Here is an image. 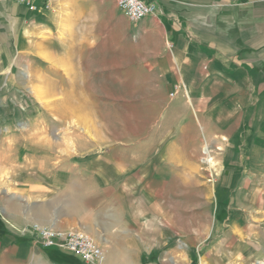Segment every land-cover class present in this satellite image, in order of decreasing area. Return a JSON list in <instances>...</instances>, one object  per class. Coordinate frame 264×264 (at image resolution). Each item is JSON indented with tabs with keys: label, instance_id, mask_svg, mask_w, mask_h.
Masks as SVG:
<instances>
[{
	"label": "rangeland",
	"instance_id": "1",
	"mask_svg": "<svg viewBox=\"0 0 264 264\" xmlns=\"http://www.w3.org/2000/svg\"><path fill=\"white\" fill-rule=\"evenodd\" d=\"M138 30L112 0H52L18 40L0 25V264H31V203L65 183L61 209L100 206L112 236L148 243L142 264H264V104L254 134L227 146L178 134L146 84ZM106 169L122 177L98 183Z\"/></svg>",
	"mask_w": 264,
	"mask_h": 264
},
{
	"label": "crops",
	"instance_id": "2",
	"mask_svg": "<svg viewBox=\"0 0 264 264\" xmlns=\"http://www.w3.org/2000/svg\"><path fill=\"white\" fill-rule=\"evenodd\" d=\"M143 1L153 2L157 12L137 24L129 22L139 28L135 32L138 59L146 66V79L150 81L146 82L147 86L159 89L162 95L165 116L177 119L178 134L185 135L193 128L196 134L219 135L225 144L234 136L254 134L259 128L256 120L260 117L261 103L264 104V0ZM34 5L37 11L32 12L29 5L20 0H0V25L8 32V38L18 40L22 31L31 27V20L41 13L43 3L36 0ZM121 15L126 19L123 13ZM131 44L130 40L128 45ZM175 86L184 90L178 97L170 98ZM240 145L244 144L237 147ZM166 150L168 154L175 152L172 148ZM233 161L229 160L230 165H235ZM104 163L111 165L109 161ZM106 172L107 169L101 170L94 176L98 183L107 184L122 177L106 175ZM147 175L137 178V182L154 181L149 179L154 175ZM67 188V183L61 184L54 194H44L42 203H31V226L37 224L90 235L109 249L102 264H142L143 259L154 256L152 250L138 249L148 245L146 241L117 239L100 225V206L93 211L95 215L90 211L81 214L74 208L62 210L59 200H68L67 194L64 195ZM9 207L12 215L15 208ZM0 221L4 227L3 219ZM31 240V255L27 257L31 264L74 263L63 252L43 248L32 234ZM117 248H121L120 251ZM125 251L131 254L130 259ZM1 263L4 264V260Z\"/></svg>",
	"mask_w": 264,
	"mask_h": 264
},
{
	"label": "built area",
	"instance_id": "3",
	"mask_svg": "<svg viewBox=\"0 0 264 264\" xmlns=\"http://www.w3.org/2000/svg\"><path fill=\"white\" fill-rule=\"evenodd\" d=\"M36 0H20L29 5V10L37 11L34 5ZM42 10H48L52 0H41ZM117 10L126 17L128 22L137 24L147 17L155 15L157 7L153 2L143 0H112ZM40 9V10H41ZM184 88L175 86L170 98L177 96ZM184 97L185 94H183ZM31 234L34 235L46 249H55L67 255L78 258L86 264H102L106 250L103 246L95 243L87 235L74 230H57L53 227H42L37 224L31 226Z\"/></svg>",
	"mask_w": 264,
	"mask_h": 264
},
{
	"label": "bare ground",
	"instance_id": "4",
	"mask_svg": "<svg viewBox=\"0 0 264 264\" xmlns=\"http://www.w3.org/2000/svg\"><path fill=\"white\" fill-rule=\"evenodd\" d=\"M205 155H208V153H205ZM209 161L211 162V159H208V156H207V158L205 159V162H209ZM210 162H209V163H210ZM83 234H84V233H83ZM88 237H89V236H88Z\"/></svg>",
	"mask_w": 264,
	"mask_h": 264
},
{
	"label": "trees",
	"instance_id": "5",
	"mask_svg": "<svg viewBox=\"0 0 264 264\" xmlns=\"http://www.w3.org/2000/svg\"><path fill=\"white\" fill-rule=\"evenodd\" d=\"M220 205H225L223 202H219Z\"/></svg>",
	"mask_w": 264,
	"mask_h": 264
}]
</instances>
